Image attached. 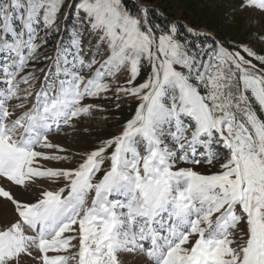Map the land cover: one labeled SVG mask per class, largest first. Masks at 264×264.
Masks as SVG:
<instances>
[{
    "label": "snow or ice",
    "instance_id": "obj_1",
    "mask_svg": "<svg viewBox=\"0 0 264 264\" xmlns=\"http://www.w3.org/2000/svg\"><path fill=\"white\" fill-rule=\"evenodd\" d=\"M150 13L0 0V264H264V51Z\"/></svg>",
    "mask_w": 264,
    "mask_h": 264
},
{
    "label": "rangeland",
    "instance_id": "obj_2",
    "mask_svg": "<svg viewBox=\"0 0 264 264\" xmlns=\"http://www.w3.org/2000/svg\"><path fill=\"white\" fill-rule=\"evenodd\" d=\"M173 1L174 7H176L177 10H174V12L171 13L167 11L168 14H171L169 15L171 21H184L186 23L187 18L183 16V14L186 13L184 10L185 0ZM70 2L71 0H69V3ZM158 3H160V0H157L154 3H141L138 0H127L126 2L129 9H131L133 5L136 7H148L155 6ZM203 4L210 8V10H223L228 15V21H226L225 26L232 25L236 28L238 32L236 43L248 44L254 47L257 51H264V41L259 39V37L264 34V13H261L256 9L240 10L238 7L239 0H216L214 3H212L211 0H205V3ZM65 8L67 10V6H65ZM160 9H162V7H160ZM189 16L191 17L190 14ZM201 28L204 30H201ZM205 29L206 27L198 26L200 33L205 34V36L212 37L211 34L214 33H211ZM243 34L245 37L242 36ZM201 38L203 39V37ZM96 103L103 104L104 110L96 111L92 116L82 119L78 126V130H69V136L67 139H64L63 136L59 137V139H61L64 143L69 144L73 148L76 146L86 148L97 143L98 138L115 134L120 128L121 123H119V119L116 118V115H113L112 112H116L125 108L128 109L127 107L131 108L129 102H124L119 109L115 108V100H98ZM197 170L206 171L207 166H198Z\"/></svg>",
    "mask_w": 264,
    "mask_h": 264
},
{
    "label": "trees",
    "instance_id": "obj_3",
    "mask_svg": "<svg viewBox=\"0 0 264 264\" xmlns=\"http://www.w3.org/2000/svg\"><path fill=\"white\" fill-rule=\"evenodd\" d=\"M141 3H154L157 0H138ZM212 3H214L216 0H211ZM127 0H125V3ZM205 0H185V7L184 10L186 13L183 14L184 17L187 18L186 23L179 22L180 26H191L198 32V26L206 27L205 30L210 31L212 37L214 35L215 38H217L220 41L225 42L226 47H231V44L233 42H236V37L238 36V32L236 28L232 25L225 26V23L228 18V15L223 10H210L205 4ZM158 6V7H157ZM147 7V6H146ZM162 7V9H160ZM136 7L133 5L131 8L132 10H135ZM149 9L153 10V13H150L149 18L153 21V23H160L164 24L169 21H171L169 13L174 12V10H177L176 7H174V1L173 0H160V3H158L155 6H148ZM201 12V13H200ZM191 15V17L189 16ZM193 17V18H192ZM190 18V19H189ZM192 18V19H191ZM181 30H183L181 28ZM201 30H204L201 28ZM206 31V32H207ZM209 33V32H208ZM245 37V35H242ZM211 37V36H210ZM128 109H122L118 110L116 112H112L113 115H116L115 117L119 119V123L122 124L125 118L129 117L131 108L127 107Z\"/></svg>",
    "mask_w": 264,
    "mask_h": 264
},
{
    "label": "bare ground",
    "instance_id": "obj_4",
    "mask_svg": "<svg viewBox=\"0 0 264 264\" xmlns=\"http://www.w3.org/2000/svg\"><path fill=\"white\" fill-rule=\"evenodd\" d=\"M0 211L8 212L10 210L8 209V207L6 205H0ZM133 264H135V262H133Z\"/></svg>",
    "mask_w": 264,
    "mask_h": 264
}]
</instances>
